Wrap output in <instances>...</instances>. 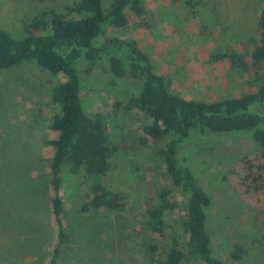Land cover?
Here are the masks:
<instances>
[{"label":"trees","instance_id":"obj_1","mask_svg":"<svg viewBox=\"0 0 264 264\" xmlns=\"http://www.w3.org/2000/svg\"><path fill=\"white\" fill-rule=\"evenodd\" d=\"M184 4L194 8L192 0ZM148 8L142 0H110L104 9L102 0H76L62 11L51 7L36 12L19 37L0 30V70L32 62L61 78L48 88L43 106L48 135L40 162L50 246L31 264H60L70 234L66 207L77 215L126 208V197L101 182L111 158L123 148L109 140L100 113L83 109L76 70L80 62L84 75L104 62L112 81L130 80L132 93L113 107L141 121L137 144L153 149L147 166L155 167L144 175L153 180L145 184L141 222L133 232L145 264H222L212 255L205 228L208 195L183 156L191 133H250L254 150L233 161L222 180L264 215V0L258 1L251 31L229 39L228 28L221 29L204 53L205 65L225 64L220 82L233 79L243 85L240 97L211 102L174 93L164 76L153 73L135 43L122 38L130 25L151 29L144 20L153 9ZM200 23L201 34L207 28ZM250 252L264 262V235L251 238L247 246L230 245L227 257L240 262Z\"/></svg>","mask_w":264,"mask_h":264},{"label":"rangeland","instance_id":"obj_2","mask_svg":"<svg viewBox=\"0 0 264 264\" xmlns=\"http://www.w3.org/2000/svg\"><path fill=\"white\" fill-rule=\"evenodd\" d=\"M75 1L0 0V30L19 37L36 12L51 7L62 11ZM185 1L142 0L146 8H153L144 17L151 29L130 25L120 37L134 42L153 73L164 76L181 98L211 102L240 97L242 83L220 82L217 77L225 64L205 65L204 53L221 29L228 28L229 39L231 34L251 31L259 0H192L193 9ZM109 2L102 0L103 9ZM200 22L207 28L201 34ZM84 67L82 62L76 66L83 109L100 113L109 140L123 148L111 158L101 182L126 197V208L120 213L101 209L77 215L66 207L70 234L60 264H145L133 232L141 222L145 184L153 180L144 176L155 167H148L153 149L137 144L141 121L113 107L132 93L130 80L112 81L104 62L95 63L89 75H84ZM60 81V76L53 77L32 62L0 70V264H31L50 246L40 162L42 141L48 135L43 106L48 88ZM254 148L248 131L191 133L183 146L185 161L209 198L205 228L212 255L222 264H264L253 252L240 262L227 257L230 245L247 246L251 238L264 235L262 211L222 180L230 164Z\"/></svg>","mask_w":264,"mask_h":264}]
</instances>
